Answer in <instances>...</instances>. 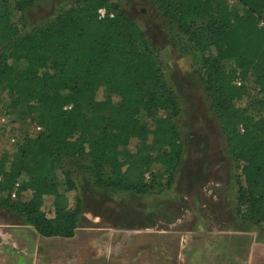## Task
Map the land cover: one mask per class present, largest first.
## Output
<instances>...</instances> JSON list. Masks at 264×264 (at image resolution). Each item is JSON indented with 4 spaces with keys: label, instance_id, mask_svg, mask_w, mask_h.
Returning <instances> with one entry per match:
<instances>
[{
    "label": "trees",
    "instance_id": "trees-1",
    "mask_svg": "<svg viewBox=\"0 0 264 264\" xmlns=\"http://www.w3.org/2000/svg\"><path fill=\"white\" fill-rule=\"evenodd\" d=\"M35 1H0V90L11 93L7 107H26L41 127L0 158V193L8 192L0 207L43 237H72L84 211L83 187L137 195L171 188L182 156L172 119L177 98L157 54L143 48L145 32L112 0H77L47 26L19 34L14 12L22 15ZM150 1L186 38L237 161L238 214L264 227V0H238L242 12L223 0ZM250 77L263 94L243 103L249 88L236 82ZM160 110L171 116H156ZM143 111L153 118L149 126L139 119ZM133 138L139 145L127 150ZM64 159H86L85 179L70 168L61 191L57 167ZM16 183L31 200L11 199ZM47 195L54 196L51 212L43 208Z\"/></svg>",
    "mask_w": 264,
    "mask_h": 264
},
{
    "label": "rangeland",
    "instance_id": "rangeland-1",
    "mask_svg": "<svg viewBox=\"0 0 264 264\" xmlns=\"http://www.w3.org/2000/svg\"><path fill=\"white\" fill-rule=\"evenodd\" d=\"M2 1V0H0ZM12 5L16 0H7ZM77 0H36L24 10L23 14L14 15V24L19 34H28L47 26L60 12L75 5ZM231 9L243 11L238 0H223ZM122 12L135 20L145 32L144 49L153 50L164 66L166 87L175 92L178 114L173 122L178 132L182 156L181 163L175 172L171 188L163 196L172 200L169 212L170 219L181 229H250L264 238V227L254 228L243 222L237 208V161L232 156L226 135L214 109L212 101L205 91L198 68L193 65L189 46L184 37L178 34L173 25L150 0H112ZM21 15V16H20ZM52 60L56 58L51 54ZM229 66L230 63H224ZM238 85L246 84L249 88L244 102L261 98L263 94L259 84L253 78L238 80ZM10 92L0 90V158L11 156L16 145L10 138L18 141L27 134H34L35 124L31 121L33 114L26 108L11 110ZM7 116L9 124L4 125L2 118ZM156 116H171L170 111H157ZM139 119L145 126L151 125L153 118L145 111ZM139 145L137 138L131 139L127 150L134 151ZM7 157V158H8ZM86 159L76 161L64 159L58 163L59 188L64 191V173L73 170L74 176L82 181L81 176ZM77 174V175H76ZM79 175V176H78ZM20 184V183H19ZM13 189L11 190V192ZM10 192V195H11ZM6 198L8 192H1ZM29 201L32 193L29 189H17V196L11 199ZM43 208L46 212L54 210V196L43 197ZM12 223H24L17 213L6 207H0V220Z\"/></svg>",
    "mask_w": 264,
    "mask_h": 264
},
{
    "label": "crops",
    "instance_id": "crops-1",
    "mask_svg": "<svg viewBox=\"0 0 264 264\" xmlns=\"http://www.w3.org/2000/svg\"><path fill=\"white\" fill-rule=\"evenodd\" d=\"M80 192L84 211L72 237L0 220V264H264V240L253 230L176 226L167 189Z\"/></svg>",
    "mask_w": 264,
    "mask_h": 264
},
{
    "label": "built area",
    "instance_id": "built-area-1",
    "mask_svg": "<svg viewBox=\"0 0 264 264\" xmlns=\"http://www.w3.org/2000/svg\"><path fill=\"white\" fill-rule=\"evenodd\" d=\"M98 14H99V17H100V18H104V17L107 15V11H106L105 8H100V9L98 10ZM110 17H113V14H112V13L110 14ZM260 25H264V20L260 23ZM2 123H3L4 125H8V124H9V119H8L7 116H4V117L2 118ZM40 130H41V127H40V126H37V125L34 126V131H35L34 134H36V133L39 132ZM34 134H30V135H34ZM10 140H11V143H12V144H15V145H16V143L18 142V139H17V137H15V136H13L12 138H10ZM145 177H146L147 180L150 179V175H149L148 173L146 174ZM19 186H20L19 183H16V184L14 185V187H13V191L11 192V196H12L13 198H16V196H17V189L19 188Z\"/></svg>",
    "mask_w": 264,
    "mask_h": 264
}]
</instances>
